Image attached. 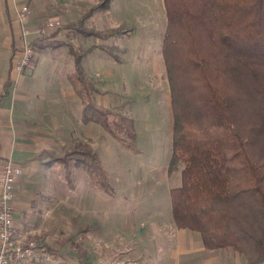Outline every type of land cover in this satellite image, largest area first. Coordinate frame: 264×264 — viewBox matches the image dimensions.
Segmentation results:
<instances>
[{
	"label": "trees",
	"instance_id": "1",
	"mask_svg": "<svg viewBox=\"0 0 264 264\" xmlns=\"http://www.w3.org/2000/svg\"><path fill=\"white\" fill-rule=\"evenodd\" d=\"M111 1L97 0L77 19L63 24L69 31L100 42L78 49L70 40L40 35L30 41V46L37 53L67 45L73 61L69 78L82 104V121L100 124L129 148L126 137H135L128 126L132 119L96 102L97 81L82 64L83 56L94 47L117 62L123 60L124 48L106 40L129 35L132 25L98 29L85 24L94 12L108 9ZM162 3L166 24L161 52L172 115L167 172L180 171V184L169 189L172 219L177 227L196 232L207 249L232 248L248 263H261L264 0ZM9 79L8 76L5 88ZM35 157L45 165L60 164L69 189L75 187L76 170L82 169L96 187L113 194L98 152L79 138L70 139L59 151L42 149ZM88 229L89 226L78 228L82 232ZM246 240L251 248L246 247ZM86 253L85 248H78L81 264H88Z\"/></svg>",
	"mask_w": 264,
	"mask_h": 264
},
{
	"label": "crops",
	"instance_id": "2",
	"mask_svg": "<svg viewBox=\"0 0 264 264\" xmlns=\"http://www.w3.org/2000/svg\"><path fill=\"white\" fill-rule=\"evenodd\" d=\"M85 1L0 0V169L7 160L22 168V172L14 183L12 200L15 232L22 237H30L32 233L47 239L49 236L47 231L57 228L56 224H53L54 221L62 223V216L58 213L66 199H70L76 212L87 217L90 221L88 224H91V219L93 222L101 219L97 222V229L102 231L108 227L114 230V227H119V221L111 218L112 211L109 208H112V203L109 202L110 207L102 210V205L95 202L94 197L92 198L95 191L94 184L84 170L82 171L86 176L82 179H79V169L76 170L75 187L69 189L65 184L64 170L60 164L45 165L35 157L42 149L59 151L65 143L75 137L93 147L91 142L94 137L93 121L88 123L82 121V104L80 107L73 98L77 94L69 78L71 71L64 72L65 59L67 60L68 55L60 59L55 57L56 61L51 62L52 67L49 68L55 75H52L53 77L36 78L34 76V69H32L36 59L33 61L34 55L29 64L23 65L19 70L16 68L23 55L24 44H29L31 40L41 35L38 30L47 19L60 17L64 24L73 21L82 14V9L86 8V3H80ZM94 1L90 0L89 4ZM113 2L114 0L111 1V6L106 11L99 14L114 13L112 12ZM24 3L29 6L30 12L24 20H20L17 12L20 5ZM53 31H49L46 35L52 34L51 39L70 40L78 49L98 42L89 36L79 34L81 41L78 40V43H75L74 35L78 33L67 30L69 32L66 36L63 29L55 34L52 33ZM60 46H65L68 53L67 45ZM102 53L105 52L101 48L94 47L82 58L84 69L93 76L98 86L101 85L96 95L97 102L108 90L103 87L105 74L101 70L105 69V66L100 65L101 58L98 57V62H95V58L90 59L89 55H101L102 57ZM70 58L72 59L71 55ZM26 67H31L30 72L26 71ZM64 75H66V80L63 78ZM8 76L9 84L5 88ZM103 105L106 106L105 103ZM170 175L166 166V172L161 173L158 179L164 181ZM171 187L173 185L166 186L168 194ZM115 193L114 189L113 194L109 195L115 196ZM115 213L117 215L116 211ZM107 216L110 220H106ZM85 226L89 225L80 226L78 224L76 228ZM137 226L142 231L146 229L147 233L151 229L152 237L144 240L146 237L139 236ZM91 228L92 226H89L88 231L80 235L81 238L75 244L87 250L88 264H255L248 263L243 254L232 248L207 249L202 245L197 233L177 227L172 214L169 218L166 217L164 222L150 221V218L147 221L141 220V222L128 219L124 227H119L126 229V238L120 237L117 240L112 235L104 236L101 244L104 247L99 255L96 248L86 247L85 243H80V239L85 238L86 233L97 230ZM111 232L112 230H109V233ZM117 234L115 232L113 235ZM128 240L131 241L128 242ZM126 241L130 243V246ZM150 250H155L154 253L157 256L153 254L151 257ZM72 256L74 264H81L78 261V248ZM56 257V261L50 260L46 263L61 264L62 261H66L64 254H57ZM37 263L39 262L28 260L11 264Z\"/></svg>",
	"mask_w": 264,
	"mask_h": 264
},
{
	"label": "rangeland",
	"instance_id": "3",
	"mask_svg": "<svg viewBox=\"0 0 264 264\" xmlns=\"http://www.w3.org/2000/svg\"><path fill=\"white\" fill-rule=\"evenodd\" d=\"M89 1L86 0L80 3H86L85 9H87L97 0L90 2V4ZM22 5L27 6L28 12L23 19L19 18V12H17V17L20 20H24L30 12L27 4H21L20 7ZM85 9H82L83 12ZM100 12H94L96 14L93 13L85 21V24L95 26L98 29L120 24L134 27L129 35L106 40V42H113L124 48L123 53H121L124 62H117L106 53H102V57L101 55H89V58H95V62H98L101 58L99 63L101 66H105V69L103 68L101 71L105 74L103 87L108 90L102 99H99L98 102L100 103L97 102V99L96 102L102 106L105 103L106 106L104 107L113 108V110L120 111L130 117L132 120L131 123L128 122V126L130 132L135 133V137H126L130 144V147L127 148L116 141L100 124L92 123L94 137L91 141L93 147H91L98 152L103 168L116 191V195L111 196L93 185L95 191L92 198L94 197L95 202L102 205V210L110 207L109 202L112 203V208H109L112 211L111 218L119 221V227H124L126 221L130 218L132 221L140 220V222L141 220L147 221L149 218L150 221L164 222L166 217L171 216L170 196L166 186L180 184V171H173L167 180L160 181L158 179L161 173L166 172L171 152L172 124L169 86L161 52L162 37L166 24L163 3L162 0H114L112 5V12L114 13L110 15L109 13L99 14ZM58 19L61 20L60 17ZM62 22L64 24L63 20ZM62 29L64 35L69 32L62 25L54 29L52 33L55 34ZM80 36L79 34L74 35L75 43H78V40L81 41ZM97 41L100 42V40ZM28 45L30 46V43ZM34 53L33 51L29 62L32 61L31 57L34 55L33 61L36 59L32 69H34L36 78L51 77L53 75L52 70L49 68L52 67L51 62L56 61L55 57L57 59L62 56L66 57V54L68 57H66L67 60L65 59L64 72L67 73V71L70 72L73 69L72 59L65 46H60L58 49L47 48L40 51V53ZM30 69L31 67H26L27 72H30ZM101 71L99 70V72ZM63 78L66 80V75ZM99 86L101 87V85ZM73 98L81 107L79 97L75 95ZM116 104L118 105L116 106ZM79 172V179L85 178L84 171L80 169ZM61 207L62 209L58 214L62 216V223L54 221L53 224H56L57 228L47 231L49 235L47 239L32 233L30 237L16 235L24 240L34 239L38 243L40 253H48L51 261H56L57 254H64L66 263L74 264L75 261L72 260V255L77 248L81 247V245L75 244L81 238L80 235L84 234L76 228L77 225L87 224L92 226L91 229L93 230V228L97 229V222H100L101 219L94 222L91 219V224H88L90 221L87 217L73 209V203L70 199L64 200ZM133 207L135 208L133 209ZM106 220H110V218L107 216ZM119 227H114V230L108 227L102 231L101 229L93 230L89 234L86 233L85 238L80 239V243H85L86 247L96 248L99 255L104 247L101 245L104 236L112 235L117 240L120 237L126 238V229H120ZM109 230H112V232L109 233ZM121 230L122 232H120ZM137 231H139V236L146 237L144 240H149L147 237H152L151 229L147 233L146 229L142 231L138 227ZM115 232L118 234L113 235ZM128 242L127 244L130 246ZM249 242L246 240L245 245L251 248ZM50 248L56 251L52 252ZM154 252L155 250H150L151 257L153 254L157 256Z\"/></svg>",
	"mask_w": 264,
	"mask_h": 264
},
{
	"label": "built area",
	"instance_id": "4",
	"mask_svg": "<svg viewBox=\"0 0 264 264\" xmlns=\"http://www.w3.org/2000/svg\"><path fill=\"white\" fill-rule=\"evenodd\" d=\"M18 12L19 18L23 19L28 12L27 6L22 5ZM62 24V20L53 18L45 21L38 31L41 35H46L49 31L61 27ZM32 54V48L28 43H25L23 55L16 68L19 70L23 65H26ZM21 172V166L10 160L5 161L0 169V264L21 263L27 260H36L43 263L50 261V255L40 253L38 243L34 239L24 240L18 237L15 232L12 200L14 183Z\"/></svg>",
	"mask_w": 264,
	"mask_h": 264
}]
</instances>
